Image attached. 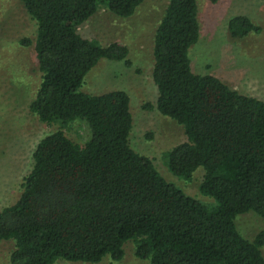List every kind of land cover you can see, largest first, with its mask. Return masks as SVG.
Masks as SVG:
<instances>
[{
  "label": "trees",
  "instance_id": "trees-1",
  "mask_svg": "<svg viewBox=\"0 0 264 264\" xmlns=\"http://www.w3.org/2000/svg\"><path fill=\"white\" fill-rule=\"evenodd\" d=\"M21 1L37 23L34 42L22 40L34 43L41 72L30 110L60 129L39 141L20 197L0 210V241H14L10 264L119 261L128 241L149 264H264V229L249 239L235 223L250 211L264 218V100L193 72L188 53L199 38L197 0L167 4L154 36L158 96L155 106L144 107L183 126L187 139L165 153L168 168L190 180L202 167L199 191L214 205L186 194L131 147L126 91L81 89L101 59L131 62L126 45L103 46L79 28L103 4L124 18L144 0ZM259 31L246 15L228 21L234 40ZM77 122L90 129L84 144L64 131Z\"/></svg>",
  "mask_w": 264,
  "mask_h": 264
},
{
  "label": "rangeland",
  "instance_id": "rangeland-1",
  "mask_svg": "<svg viewBox=\"0 0 264 264\" xmlns=\"http://www.w3.org/2000/svg\"><path fill=\"white\" fill-rule=\"evenodd\" d=\"M169 0H144L129 17L114 15L103 4L79 28L84 37L94 38L105 46L118 42L128 47L130 64L101 59L85 77L82 90L102 94L124 90L130 96L133 128L131 147L154 160L160 174L186 194L207 205L214 199L199 191L204 169L199 167L191 179L180 178L168 168L165 153L186 141L182 125L162 115L155 106L158 92L152 77L154 36ZM200 32L198 41L189 48L193 72L210 74L238 92L264 100V0H197ZM246 15L260 27L244 39L234 40L228 21ZM37 23L21 0H0V210L15 203L22 192L24 177L33 166V152L46 135L60 129L48 125L31 112L41 82L34 43ZM78 121V120H76ZM74 121V122H76ZM86 123V122H85ZM77 122L64 129L74 141L84 144L90 137L88 125ZM240 233L253 239L264 229V218L250 211L235 219ZM14 241H0V264H10ZM264 255V246L262 247ZM54 264H92L59 259ZM94 264H149L135 255V244L124 245V257L115 261L106 256Z\"/></svg>",
  "mask_w": 264,
  "mask_h": 264
}]
</instances>
